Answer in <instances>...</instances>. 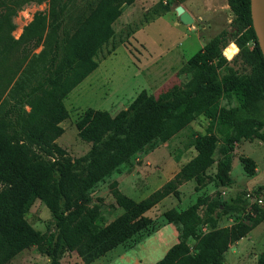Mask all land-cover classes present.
Masks as SVG:
<instances>
[{
  "label": "trees",
  "instance_id": "1",
  "mask_svg": "<svg viewBox=\"0 0 264 264\" xmlns=\"http://www.w3.org/2000/svg\"><path fill=\"white\" fill-rule=\"evenodd\" d=\"M27 1L12 0L4 14H0L4 20L0 30V63L14 49L20 48L21 52L7 79L11 86L6 98H0V264L33 245L48 254L55 264L57 249L65 237L76 225L94 221L99 214L89 191L132 156L151 147L163 132L164 121L171 111L177 115L173 122L176 129L198 114L212 121L213 129L194 135L191 144L195 155L147 197L134 201L114 191L115 204L122 212L75 248L81 261L85 264L93 261L146 228L150 223V218L144 215L147 209L167 194L177 196V185L184 181L193 179L198 185L212 163L215 185L229 183L230 150L236 128L244 119L264 116V60L251 26L249 0H226L239 23L238 55L250 66L248 74L237 75L225 64L215 35L175 75L188 67L198 69L211 58H217V65L223 67L220 75L204 76L195 86L189 83L168 86L155 95L141 90L126 108L114 115L106 110L85 108L74 126L78 138L90 146L78 158L66 157L65 150L55 142L63 132L60 122L68 116L63 98L138 28L128 26L122 33H116L111 27L122 7L134 0H87L81 12L75 14L67 5L73 0H47L46 11H36L18 38L12 40L8 35L13 27L10 18ZM247 41L252 42L251 48L246 46ZM38 46L39 51L33 53ZM233 89L240 91L241 104L235 109L218 107V98ZM239 163L246 175L254 173L252 159L240 156ZM32 199L40 200L55 219L57 231L52 247L24 219ZM203 202L196 199L181 211L163 212L166 221L177 229V241L154 264L217 263L230 243L259 222L247 216V222L197 236L200 224H215L211 214L222 207L210 202L202 217L197 209ZM191 239L195 240L193 253L188 248ZM256 264H264V250Z\"/></svg>",
  "mask_w": 264,
  "mask_h": 264
},
{
  "label": "rangeland",
  "instance_id": "2",
  "mask_svg": "<svg viewBox=\"0 0 264 264\" xmlns=\"http://www.w3.org/2000/svg\"><path fill=\"white\" fill-rule=\"evenodd\" d=\"M11 2L12 0H0V14L4 12L3 10L6 11ZM86 2L87 0L68 1V10L73 14L81 12L86 6ZM176 5H181L192 16V23L188 26H192L193 30H185V25L178 21L174 12ZM46 9L47 0H28L17 7L10 18L13 27L8 32L9 37L16 40L23 26L31 20L32 15L36 11H46ZM157 16L160 18L151 23L148 22L149 24H144ZM3 26L4 20L1 15L0 30ZM128 26L133 29L138 27L135 30V35L131 33L126 42L121 44L124 49L119 48L115 52L116 56L105 63V65L108 63L105 66L106 70L114 67L112 68L114 77H110L111 82H115L116 78L118 80L133 69L129 65L131 56L137 59L140 54L153 55V46L148 44L142 51L139 44L149 40L155 41L160 38L159 36L162 38H160L157 47L174 48L177 46L182 49L184 56L188 57L198 49L196 34L203 42L217 35L219 39L216 46L221 57L225 60V64L237 75L250 72V66L242 61L238 51L232 52L233 44L238 49L237 42L240 40L241 32L238 28L239 23L229 9L226 0H181L179 2L177 0H135L129 6H123L120 15L111 24L116 33H122L127 30ZM252 45L251 41L246 42V46L249 48ZM39 49L38 46L32 52L36 53ZM224 49L228 57L224 55ZM20 53V48L14 49L0 63V98H6V93L11 86L10 80L7 79L15 68ZM126 62L129 67L124 71ZM190 68L188 67L187 71L179 75L174 74L165 84L149 94L155 95L161 89L172 85L183 86L189 83L195 86L203 80L204 76H210L213 73L220 75L223 72V67L217 65V58L207 60L198 69ZM106 88H108L107 85ZM97 91L100 92L101 88H97ZM93 101L92 94L82 87L77 90L73 89L63 100L68 116L60 122V126L63 128V133L60 136L64 138L57 144L65 150L66 157L78 158L89 149L90 143L79 139L76 135L74 122L81 116L85 108H93L91 107L94 104ZM241 101L240 91L233 89L222 94L218 98L217 104L218 107L225 109H235L241 104ZM23 108L28 109L27 106H23ZM109 111L114 113L117 109ZM176 117V113L171 111L164 121L163 132L151 147L132 156L127 163L121 164L89 191L92 202L99 207V214L94 221L85 225H76L74 230L65 237L63 244L57 249L55 264H85L77 256L75 248L122 212V209L115 204L113 192L118 191L127 197H129L127 194H132V197L129 198L134 201L147 197L172 178L177 172L176 167L180 168L184 164L183 162L192 157L195 152L191 144L194 135L204 134L213 129V122L203 114H198L184 127L176 129L173 126ZM254 134H258L260 137H253ZM235 136L236 139L230 150L232 168L230 166L229 174L231 173V178L227 185H215L213 182L214 163H212L203 173L202 181L198 185L193 179L184 181L177 185V196L171 193L167 194L147 209L144 215L150 218V223L146 228L87 264H154L174 242L175 236L177 240V229L166 221L163 212L168 209L181 211L194 203L196 199L204 201L197 209V213L202 217H204L208 203L214 201L222 204V207L217 208L215 213L211 214L215 224L213 226L209 222L200 224L196 230L197 236H201L209 230L229 228L239 222H247V216L259 219V225L257 223V226L248 234L246 233L243 237L230 243L218 257L217 263H213L256 264L258 255L264 250V116L244 119L236 128ZM155 148L167 151L172 160L164 172L160 170L153 174L150 180L144 181L141 176V166H146V164H142V157ZM248 155L249 158H253L254 162L252 175H246L239 163L240 156ZM215 157L216 154H213V158ZM178 163H180L179 166ZM151 169L153 171L154 166ZM144 170L148 171L149 169L145 168ZM169 174L172 175L163 181ZM162 181L163 183H161ZM221 191L224 192L223 196L220 195ZM246 193L254 194L261 200L260 203L251 201L253 198L246 197ZM23 216L44 239L50 241L52 247L57 231L56 222L44 204L38 199H32ZM43 244L45 246V241ZM194 244V239L188 241L190 253L194 251ZM5 264H52V261L48 254L33 245L22 249Z\"/></svg>",
  "mask_w": 264,
  "mask_h": 264
},
{
  "label": "crops",
  "instance_id": "3",
  "mask_svg": "<svg viewBox=\"0 0 264 264\" xmlns=\"http://www.w3.org/2000/svg\"><path fill=\"white\" fill-rule=\"evenodd\" d=\"M158 18L160 17L157 16L156 18L149 20L145 22L144 24H147L148 22L151 23ZM183 25H185V28H184L185 30L187 31L193 30V28H191L192 26L189 27L186 24H183ZM135 32L136 31H134L132 34L135 35ZM131 37H130V41L133 38ZM159 37L162 38L161 36ZM160 38H157L155 41L149 40L148 42L140 43L139 45L142 51L146 48L148 44H150V46H153L154 47L153 55H147V53H144V54H140L139 58L137 59L131 56V58L129 59L131 60L130 61L131 63H129V65H131L133 69L130 72H128L126 75L119 78L118 80L116 78L115 82H111L110 77H114L112 73V68L114 67L110 68L109 70H106L105 66L108 63L106 65L105 63L116 56L117 53L115 52L118 51L119 48L124 47L121 44L118 45L114 49V51L108 55L106 59H104L91 72H89L75 87H73L65 95V97L69 95L73 89L77 90L78 88L82 87L84 89H87L92 94L94 104L91 105V107H93V109L106 110L111 115H114L120 109L126 108L139 91L145 90L147 93H149L161 87L163 84H165L191 55H193L196 51L202 49L205 43L198 37V34H196L198 49L194 53L189 55L188 57H185L184 53L182 52V49L178 48L177 46L174 48H167V47L160 48L161 46L157 47L159 46ZM127 45L129 46L128 43ZM124 67H125L124 71H126L127 68L129 67L127 62L124 63ZM106 85L108 86V88L105 89ZM97 88H101V91L98 92ZM65 97L63 98V100L65 99ZM110 109H117V111L114 113H111L109 111ZM60 135L55 139L56 143H58L59 140L64 138V137H61ZM194 155H195V152H193L192 156ZM246 157H249V155ZM190 158H188V160ZM250 159H253V158H250ZM171 160H172V157L167 151L157 149V148L145 154L142 157V164H146V166L145 165L141 166V176L143 180L144 181L150 180V177L153 176V174H155L156 172H160V170L164 172L166 170V166H169ZM179 164L180 163H178V166ZM153 166L155 169H153L152 171L151 168ZM145 168H148L149 172L144 170ZM231 168H232V160H231ZM231 168H230V172H231ZM178 170H179V167H176V171ZM171 175L172 174H169L167 177L164 178L163 181H166V179L169 178ZM229 176L231 178V173L229 174ZM190 180H187V181H190ZM163 181L161 183H163ZM127 195L129 197H132V194H127ZM257 225H259V223ZM176 241L177 240L175 236V240L173 243H175ZM171 245H169V247Z\"/></svg>",
  "mask_w": 264,
  "mask_h": 264
},
{
  "label": "water",
  "instance_id": "4",
  "mask_svg": "<svg viewBox=\"0 0 264 264\" xmlns=\"http://www.w3.org/2000/svg\"><path fill=\"white\" fill-rule=\"evenodd\" d=\"M174 12L181 23L186 25L192 23V16L181 5H176ZM249 15L256 42L264 60V0H249Z\"/></svg>",
  "mask_w": 264,
  "mask_h": 264
},
{
  "label": "built area",
  "instance_id": "5",
  "mask_svg": "<svg viewBox=\"0 0 264 264\" xmlns=\"http://www.w3.org/2000/svg\"><path fill=\"white\" fill-rule=\"evenodd\" d=\"M223 194H224V192L221 191V192H220V195L223 196ZM246 197H248V198H253V200H251V201H253V202L260 203V201H261L259 198H256V197L254 196V194H252V193H246Z\"/></svg>",
  "mask_w": 264,
  "mask_h": 264
},
{
  "label": "clouds",
  "instance_id": "6",
  "mask_svg": "<svg viewBox=\"0 0 264 264\" xmlns=\"http://www.w3.org/2000/svg\"><path fill=\"white\" fill-rule=\"evenodd\" d=\"M238 51V49L236 48V46L233 44L232 45V52L234 53V52H237Z\"/></svg>",
  "mask_w": 264,
  "mask_h": 264
},
{
  "label": "bare ground",
  "instance_id": "7",
  "mask_svg": "<svg viewBox=\"0 0 264 264\" xmlns=\"http://www.w3.org/2000/svg\"><path fill=\"white\" fill-rule=\"evenodd\" d=\"M224 55H225L226 57H228V55H227V54H225V49H224Z\"/></svg>",
  "mask_w": 264,
  "mask_h": 264
}]
</instances>
